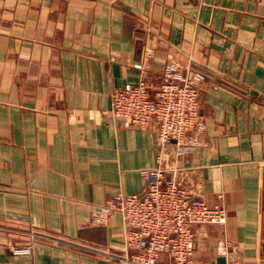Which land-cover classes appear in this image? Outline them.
<instances>
[{"label":"crops","instance_id":"0c3cea01","mask_svg":"<svg viewBox=\"0 0 264 264\" xmlns=\"http://www.w3.org/2000/svg\"><path fill=\"white\" fill-rule=\"evenodd\" d=\"M169 65L204 75L205 144L167 163L227 214L194 226L196 264H264V0H0V264H117L122 218L92 214L142 194L160 146L112 95Z\"/></svg>","mask_w":264,"mask_h":264},{"label":"built area","instance_id":"2783aa9c","mask_svg":"<svg viewBox=\"0 0 264 264\" xmlns=\"http://www.w3.org/2000/svg\"><path fill=\"white\" fill-rule=\"evenodd\" d=\"M150 53H147V56ZM142 69V65H135ZM204 75L190 67L169 65L158 87L142 80L128 84L112 95L111 114L126 127H154L160 146L159 166L146 170L147 181L140 195L119 194L108 205L93 212L92 222L102 226L119 214L125 228V249L115 255L100 252L117 264H196L195 225H226L223 208L197 199L193 190L176 177L168 157H184L205 144L200 116L199 83ZM172 150V153H171ZM169 174H173L170 178ZM14 256L30 255L32 247L13 248ZM226 264H241L237 252L221 249Z\"/></svg>","mask_w":264,"mask_h":264},{"label":"water","instance_id":"95a60500","mask_svg":"<svg viewBox=\"0 0 264 264\" xmlns=\"http://www.w3.org/2000/svg\"><path fill=\"white\" fill-rule=\"evenodd\" d=\"M101 264H112V263H108V262H105V261H101ZM218 264H226L225 258H219Z\"/></svg>","mask_w":264,"mask_h":264}]
</instances>
